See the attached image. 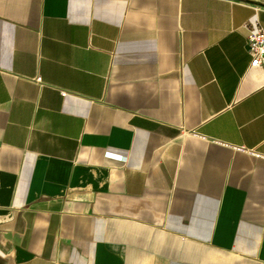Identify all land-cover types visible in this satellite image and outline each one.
Returning a JSON list of instances; mask_svg holds the SVG:
<instances>
[{
  "label": "crops",
  "instance_id": "0c3cea01",
  "mask_svg": "<svg viewBox=\"0 0 264 264\" xmlns=\"http://www.w3.org/2000/svg\"><path fill=\"white\" fill-rule=\"evenodd\" d=\"M257 22L264 0H0V264H264Z\"/></svg>",
  "mask_w": 264,
  "mask_h": 264
},
{
  "label": "built area",
  "instance_id": "2783aa9c",
  "mask_svg": "<svg viewBox=\"0 0 264 264\" xmlns=\"http://www.w3.org/2000/svg\"><path fill=\"white\" fill-rule=\"evenodd\" d=\"M247 50L252 58V67H264V27L258 22L253 26H249L247 34ZM37 81H41L38 77ZM65 95L66 92H63ZM123 158V156H120Z\"/></svg>",
  "mask_w": 264,
  "mask_h": 264
}]
</instances>
